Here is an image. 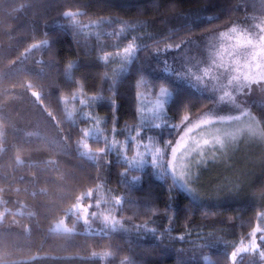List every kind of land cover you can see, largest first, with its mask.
Here are the masks:
<instances>
[{"label": "trees", "instance_id": "1", "mask_svg": "<svg viewBox=\"0 0 264 264\" xmlns=\"http://www.w3.org/2000/svg\"><path fill=\"white\" fill-rule=\"evenodd\" d=\"M248 13L263 16L264 0H0V264H231L264 228V159L248 195L198 200L166 167L159 175L83 153L93 107L83 97L98 95L96 112L121 136L139 121V94L166 85L167 120L152 133L174 142L185 117L213 100L173 63L186 44ZM129 44L136 55L121 70L118 53ZM251 108L264 133V102ZM106 144L91 139L93 149ZM90 191L118 207L117 227L53 230ZM67 221L84 228L76 214ZM256 243L236 264H264V232Z\"/></svg>", "mask_w": 264, "mask_h": 264}, {"label": "rangeland", "instance_id": "2", "mask_svg": "<svg viewBox=\"0 0 264 264\" xmlns=\"http://www.w3.org/2000/svg\"><path fill=\"white\" fill-rule=\"evenodd\" d=\"M233 29L236 31L233 32ZM224 33L228 35L224 36ZM238 37L253 41L248 55L241 58L226 52L224 61L228 65L221 67L220 51L233 48ZM185 50L183 61H175L173 67L181 78L209 95L213 101L196 118L185 119L183 130L174 142L168 143L167 139L152 133V128L162 127L167 120L171 89L162 85L169 91V95L163 98V110L159 113L156 111L155 101L159 93H140L139 121L133 127L125 126L121 136L122 128L113 123L111 128H107L105 117L96 112L100 100L98 95L83 97V103H91L93 107H90L87 114L90 121L84 126L81 151L95 160L100 154L107 161L116 157L137 169H146L151 165L159 175L166 167L187 192L201 201L216 202L241 197L245 193L248 195L251 186L260 176L264 159V133L257 114L251 108L255 101L264 102V82L253 83L251 86L244 82V90L241 92L239 84H229L228 81L236 75L243 79L247 74L264 73V59H253L254 55L264 57V15L248 13L227 28L211 31L189 42ZM122 53L123 50L118 53L119 67L126 70L131 62L126 61ZM244 65H249L252 71L245 73ZM237 67L240 68L239 73ZM206 68L211 70L209 76L203 74ZM226 92L236 97L235 103L221 101L220 97ZM245 109L250 115L244 114ZM205 118L209 122L201 123ZM91 139L105 140L107 144L93 149ZM94 194L90 191L85 195L90 197L89 200L79 199L67 215L54 221L51 228L106 233L117 227L121 219L118 207L105 205ZM98 195L104 196V193L99 191ZM69 214L78 215L84 222V228L70 224L67 221ZM3 216L0 207V220Z\"/></svg>", "mask_w": 264, "mask_h": 264}, {"label": "snow or ice", "instance_id": "3", "mask_svg": "<svg viewBox=\"0 0 264 264\" xmlns=\"http://www.w3.org/2000/svg\"><path fill=\"white\" fill-rule=\"evenodd\" d=\"M236 30L233 29V32H235ZM224 36H227V33L223 34ZM247 45V47L245 46ZM180 45H177V47H179ZM253 46V41H251L250 39H248L247 41H245V39L243 37H238L236 40V45L233 48H229L226 51L225 50H221L219 53V57H220V66L221 67H227L228 63H225L224 61V56L227 53H231L232 55H239L241 58H244L248 55L249 52V48ZM137 51V46L134 44H129L127 47H125L123 49V57L126 59V61L131 62V57L136 53ZM253 59L256 60H262L264 59V57L262 56H258V55H254ZM105 60H107V56L105 57ZM239 61H237V65H239ZM244 72L245 73H250L252 71L251 67L249 65H244ZM240 68L237 67V72L239 73ZM211 73L210 69H204L203 70V74L204 76H209ZM198 79H200V77H197ZM215 79V77H213ZM233 82H236L237 84L240 85V91L242 92L244 90V82H247L248 86H251V84L253 83H261L264 82V73H257L255 75H251V74H247L243 76V79L241 78L240 75H236V76H232V78L228 81L229 84H232ZM169 95V91L166 88L161 87L159 90V98L155 101V106H156V111L157 113H159L160 111L163 110L164 108V97ZM221 101H230L235 103L236 97L233 96L231 93L226 92L224 95H222L220 97ZM239 107V105H238ZM244 114L245 115H250L249 111L247 109L244 110ZM185 119H187V117H185ZM208 118L202 119L201 123H208ZM261 219H264V212H262L260 214ZM264 232V228H254L253 231L250 233L252 239L249 241L248 245L245 246L243 244H241V246H239L238 248H236L235 251H233L230 254V260H231V264H236V259L238 257V255L242 252L245 251H255L256 249H258L260 247L259 244L256 243V235L257 233H261ZM261 257H264V251H261Z\"/></svg>", "mask_w": 264, "mask_h": 264}]
</instances>
